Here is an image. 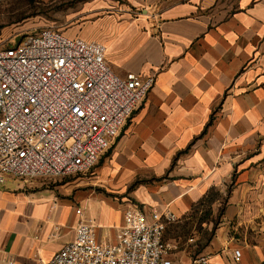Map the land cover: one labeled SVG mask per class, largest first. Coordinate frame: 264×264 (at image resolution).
<instances>
[{"label": "crops", "instance_id": "1", "mask_svg": "<svg viewBox=\"0 0 264 264\" xmlns=\"http://www.w3.org/2000/svg\"><path fill=\"white\" fill-rule=\"evenodd\" d=\"M128 1L141 12L108 16L82 38L105 46L118 75L155 83L86 188L41 176L0 185V264H46L74 238L77 208L113 242L134 204L174 213L168 239L185 238L207 208L218 220L201 248L211 264H264V0ZM96 186L121 200L93 195Z\"/></svg>", "mask_w": 264, "mask_h": 264}, {"label": "built area", "instance_id": "2", "mask_svg": "<svg viewBox=\"0 0 264 264\" xmlns=\"http://www.w3.org/2000/svg\"><path fill=\"white\" fill-rule=\"evenodd\" d=\"M105 49L51 28L0 47V185L90 172L111 147L155 77L118 75ZM77 213L74 238L46 264H176L164 238L174 213L131 205L113 242L98 240L95 220ZM190 264L211 262L200 254Z\"/></svg>", "mask_w": 264, "mask_h": 264}, {"label": "rangeland", "instance_id": "3", "mask_svg": "<svg viewBox=\"0 0 264 264\" xmlns=\"http://www.w3.org/2000/svg\"><path fill=\"white\" fill-rule=\"evenodd\" d=\"M121 11L133 16L141 12V8L131 4L128 0H0V47L18 42L24 35L45 28L58 30L69 37L84 40L82 37L89 28ZM86 36L95 37L91 34ZM107 151L108 149L103 154ZM98 162L100 164L101 161ZM91 176H93V171L46 177L45 179L54 185L63 187L73 185L81 189L87 187L86 181ZM114 192L113 190L106 191L103 186H96L92 193L109 200H121L120 195ZM127 193L128 190L125 195L131 198ZM97 205L95 208L98 207ZM99 207L104 211L105 203L102 202ZM202 210L196 218L190 221L189 226L181 229L183 232L181 235L185 234V238L175 236L168 239L164 236L166 242L169 243L168 256L170 259L177 254H186L191 255L193 261L197 255H205L201 253V248L210 240L218 220L210 217L207 208ZM185 242L189 243V246L184 247ZM186 249L187 251H182Z\"/></svg>", "mask_w": 264, "mask_h": 264}]
</instances>
